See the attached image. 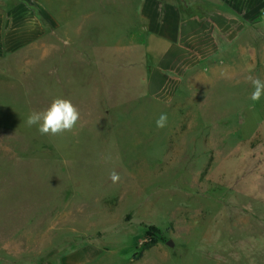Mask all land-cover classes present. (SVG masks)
Returning a JSON list of instances; mask_svg holds the SVG:
<instances>
[{"label":"rangeland","instance_id":"rangeland-1","mask_svg":"<svg viewBox=\"0 0 264 264\" xmlns=\"http://www.w3.org/2000/svg\"><path fill=\"white\" fill-rule=\"evenodd\" d=\"M180 1L219 30L151 88L141 0H0V264H264V97L247 82L264 79V0ZM15 11L42 36L12 48ZM57 97L80 120L41 135L27 117Z\"/></svg>","mask_w":264,"mask_h":264},{"label":"crops","instance_id":"crops-1","mask_svg":"<svg viewBox=\"0 0 264 264\" xmlns=\"http://www.w3.org/2000/svg\"><path fill=\"white\" fill-rule=\"evenodd\" d=\"M139 14L147 22L142 39L144 51L152 61L149 86L160 78L174 74L172 69L181 61L197 60L198 51L206 53L211 44L208 39L215 30H219L214 11L199 6L189 8L180 0H141ZM4 17L0 13V33ZM11 21L5 42L12 48L42 36L41 24L29 13L15 11L11 13ZM210 55L208 53L201 59H207Z\"/></svg>","mask_w":264,"mask_h":264},{"label":"clouds","instance_id":"clouds-1","mask_svg":"<svg viewBox=\"0 0 264 264\" xmlns=\"http://www.w3.org/2000/svg\"><path fill=\"white\" fill-rule=\"evenodd\" d=\"M247 82L253 88L249 98L255 105L264 97V79L249 75ZM79 120L80 111L71 100L57 97L53 99L50 106L45 110L32 111L28 115L26 123L29 127L37 126V130L41 135H59L72 131ZM167 120V114L161 113L156 120V126L164 128L167 125ZM110 179L115 183L119 180V175L113 172L110 175Z\"/></svg>","mask_w":264,"mask_h":264},{"label":"trees","instance_id":"trees-1","mask_svg":"<svg viewBox=\"0 0 264 264\" xmlns=\"http://www.w3.org/2000/svg\"><path fill=\"white\" fill-rule=\"evenodd\" d=\"M148 233H152V234H154L155 236L156 235H159V231L157 230V229H155V228H152V227H150V228H148ZM156 238V237H155ZM156 241V239H152V242H155Z\"/></svg>","mask_w":264,"mask_h":264},{"label":"water","instance_id":"water-1","mask_svg":"<svg viewBox=\"0 0 264 264\" xmlns=\"http://www.w3.org/2000/svg\"><path fill=\"white\" fill-rule=\"evenodd\" d=\"M166 245H167L168 247H172V246H173V243H172L171 241H168V242L166 243Z\"/></svg>","mask_w":264,"mask_h":264}]
</instances>
